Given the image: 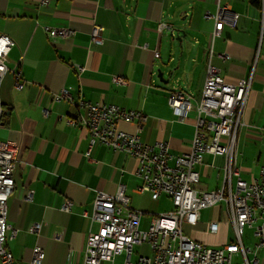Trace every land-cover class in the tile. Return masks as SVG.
<instances>
[{"label": "crops", "instance_id": "0c3cea01", "mask_svg": "<svg viewBox=\"0 0 264 264\" xmlns=\"http://www.w3.org/2000/svg\"><path fill=\"white\" fill-rule=\"evenodd\" d=\"M39 3L0 0V34L16 44L8 57V72L0 82V109L5 113L0 142L16 143L20 160L14 175L15 189L8 200L9 222L18 236L8 248L16 264H30L37 246L45 252L43 264H84L89 232L98 230L84 213L92 212L97 192L115 195L118 186L125 185L132 209L142 213L141 230H147L153 218L165 214L173 203L167 195L155 201L150 193L137 192L142 181L136 176L135 159L100 144L88 154V131L68 124L79 114L86 117V110L67 102L53 103L52 94L65 90L76 100L141 111L148 116L140 135L142 142L166 143L173 155L181 156L191 148L209 61L230 85L254 72L238 135L239 153L247 148L248 141H262L264 136V11L246 0ZM220 9L227 12L218 22L220 36L213 39L215 20L207 15L215 16ZM232 16H237L233 25ZM161 24L168 28L160 32ZM44 26L68 28L74 35L53 41L44 33ZM94 26L101 28V45L91 42ZM183 33L187 39H183L181 50L172 43L171 52V35L182 37ZM76 66L84 71L80 73ZM158 70L164 77L165 73L172 75L175 85L171 89L159 80ZM17 73L24 82L21 90L15 86ZM115 76L127 84H115ZM171 90L194 98L200 95L184 121L168 104ZM45 108L50 110L47 118L43 115ZM119 129L133 133L136 126L120 124ZM237 158L239 167V154ZM224 165L223 156L201 155L195 188L200 192L218 190L223 184ZM28 192H33L32 202L26 200ZM145 199L153 203L151 213ZM67 200L74 203L69 213L62 211ZM210 209L214 211L212 222L219 223L217 233H210L209 225L204 231L199 229L197 218L196 225L186 223L192 228L188 237L207 247L229 245L223 236L227 227L219 221L221 206ZM36 223L41 224V230L32 234ZM151 256L152 250L147 257ZM132 258L127 262V255L122 254L113 262L101 264H138V258L135 263Z\"/></svg>", "mask_w": 264, "mask_h": 264}, {"label": "built area", "instance_id": "2783aa9c", "mask_svg": "<svg viewBox=\"0 0 264 264\" xmlns=\"http://www.w3.org/2000/svg\"><path fill=\"white\" fill-rule=\"evenodd\" d=\"M50 0H40V6H47ZM264 11V7H263ZM227 9L207 18L215 20L213 39L221 34L218 22L224 20ZM237 16H232V25ZM168 28L161 24L159 31ZM44 33L53 41L70 39L74 31L68 28L55 29L43 27ZM91 42L101 45V28L94 26ZM15 42L6 35L0 34V82L8 72V57ZM213 50L211 49L210 56ZM159 54H156L158 58ZM227 59V56H221ZM81 73L84 68L76 66ZM254 72L236 85L227 84L221 70L208 63L207 76L201 100L197 106L195 133L190 151L176 156L170 152L166 143L149 145L141 140V133L148 121V116L141 111L126 110L119 106L104 103L93 104L83 98H76L68 91L52 94V102H67L86 110V117L79 114L69 119L72 127L85 128L89 133V152L100 144L114 152H122L135 159L138 163L136 176L142 184L138 193H150L153 200L167 195L173 203V210L153 218L147 230L140 229L142 213L132 209L131 199L126 193V186L120 184L115 195L97 192L92 212L84 216L97 224L98 230L90 231L85 249L84 264H101L113 262L122 254L127 255L130 262L134 247L149 244L153 256H140L138 264H261L258 257L264 251V168L252 183L248 184L241 177L237 165V143L242 116L246 106ZM117 85H126L127 81L114 77ZM16 88L24 87L21 74H16ZM192 95L180 90H171L168 104L179 120L184 121L193 109ZM50 110H43L48 117ZM4 118V110L0 109V126ZM120 124H134L133 133L119 129ZM208 153L223 156V184L213 192H200L195 186L199 182L196 166L200 164L201 155ZM19 147L13 142H0V264H16L15 258L8 248V243L16 239L18 230L12 226L8 218V200L14 192L15 171L20 164ZM171 162L173 164L171 165ZM234 179L236 183L234 184ZM26 200L32 202L33 192L26 194ZM224 203L228 220L234 228L238 241L236 245L221 248H209L204 244L190 239L183 232L185 223L196 225L198 213ZM74 203L67 200L62 211L69 213ZM209 232L216 234L219 223L211 222ZM246 227L254 228L257 238L256 250L246 249L243 235ZM41 224L36 223L30 232L38 234ZM58 240L60 236L56 237ZM241 255L242 263H234V255ZM252 255L250 258L249 256ZM44 250L37 246L33 249L30 264H43Z\"/></svg>", "mask_w": 264, "mask_h": 264}, {"label": "rangeland", "instance_id": "374dc122", "mask_svg": "<svg viewBox=\"0 0 264 264\" xmlns=\"http://www.w3.org/2000/svg\"><path fill=\"white\" fill-rule=\"evenodd\" d=\"M185 39H187V37ZM169 42L171 43V46L169 43V49L171 52H172V43H174L175 46L181 50L182 42H178L176 40H173L172 38L169 39ZM165 78L170 79V83L164 87L171 89L175 85L174 80H172V76L169 73L167 74L165 73ZM199 99H200V95L196 98L192 96L191 101L193 107L196 106ZM246 147H247L246 149H243L238 153V143H237V155L239 154V167H242L240 168L242 173V179L243 181L250 184L259 177L260 171L264 167V136L262 141L260 140L257 142L248 141ZM144 203L148 205V210L150 209V213H151V211H153L152 209H154L153 203L149 202L148 199H145ZM219 206H221L219 221L223 223V226L227 227L226 228L227 230L223 234L224 239L227 241L226 243H228L229 245H236L238 244V241L235 235L234 228L231 224L227 222L228 215H227L226 205L224 203H220ZM171 207L170 205L168 206L169 208L168 211L173 210V207L172 208ZM168 211H166V213ZM204 211L205 212L199 211L198 213V219H199L198 228L202 230L203 229L205 230L207 225H209L214 218L213 209L209 208ZM183 232L185 235L189 236L192 233V228H190L185 223L183 225ZM243 243L246 249H251L252 251L256 250L257 238L254 235V228L246 227L243 235ZM213 247H219V246H209V248H213ZM149 255H151V248L149 244H143L142 246H135L132 260L135 263L139 256H149ZM249 257L251 258L252 255H250ZM258 257L262 261L261 264H264V251H260ZM242 262H244L243 257L241 255L238 257V255L235 254L234 263H242Z\"/></svg>", "mask_w": 264, "mask_h": 264}, {"label": "water", "instance_id": "95a60500", "mask_svg": "<svg viewBox=\"0 0 264 264\" xmlns=\"http://www.w3.org/2000/svg\"><path fill=\"white\" fill-rule=\"evenodd\" d=\"M171 37H172L173 40H176L178 42H182L183 39L186 37V34L183 33V36L182 37H180V36L175 37L174 35H171ZM158 78L165 85H168L170 83V79H166L164 77V73L161 70H158Z\"/></svg>", "mask_w": 264, "mask_h": 264}, {"label": "trees", "instance_id": "16d2710c", "mask_svg": "<svg viewBox=\"0 0 264 264\" xmlns=\"http://www.w3.org/2000/svg\"><path fill=\"white\" fill-rule=\"evenodd\" d=\"M246 1H247V3H248L250 6H252V7H254V8H257V9H261V10H263V7H264V0H246ZM4 119H5V113H4V118H3L2 121H4Z\"/></svg>", "mask_w": 264, "mask_h": 264}, {"label": "bare ground", "instance_id": "6f19581e", "mask_svg": "<svg viewBox=\"0 0 264 264\" xmlns=\"http://www.w3.org/2000/svg\"><path fill=\"white\" fill-rule=\"evenodd\" d=\"M71 105V104H70ZM74 106V105H73Z\"/></svg>", "mask_w": 264, "mask_h": 264}]
</instances>
